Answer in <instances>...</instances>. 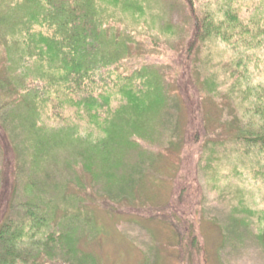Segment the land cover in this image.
I'll list each match as a JSON object with an SVG mask.
<instances>
[{"label":"trees","instance_id":"trees-1","mask_svg":"<svg viewBox=\"0 0 264 264\" xmlns=\"http://www.w3.org/2000/svg\"><path fill=\"white\" fill-rule=\"evenodd\" d=\"M178 1L186 5L188 15L184 27L174 29L186 39L177 50L179 70L171 84L175 86L172 92L177 93H171V89L163 90V80L156 70L146 79L140 77L139 85L118 69H122L131 48L140 49L130 44L144 24L145 8L153 3L151 0H0V110L6 109L0 121V264H87L77 238L63 233L62 221L69 220L72 225L68 230L77 235L82 208L76 203H96L102 194H108L102 198L110 202L128 199L143 179L154 174L141 156L142 149L147 150L143 143L153 145L146 129L150 117L140 116L129 137L122 130L116 132L113 122L103 123L104 114L118 98L126 99L124 108L138 109L135 113L144 115L154 108L169 110L172 101V109L177 107L180 96L184 107L196 116L203 97L208 95L204 94L203 82L197 85L190 81V72L193 62L201 65L202 54L211 44L235 50L255 46V59H264V0ZM126 12L138 15L137 21L143 19L136 30L125 22ZM246 15L248 19H244ZM119 23L123 24L121 28L117 27ZM139 51L142 53V49ZM210 55L205 56L211 59ZM256 95L251 106L255 111L254 143L242 147L246 153L255 149V165L264 173V86ZM145 97L150 104L142 107ZM127 112L125 124L133 119V113ZM81 114H85V123L91 121L97 128L88 131L84 126L86 137L81 136L80 122L67 121ZM8 116H23L21 120L25 121L18 144L13 143L12 131L7 130ZM73 141L92 144H70ZM67 145H76L78 165L73 168L72 162L70 176L62 175L68 179V197L64 198L59 195L63 187L57 176L59 165L67 167L61 163L60 154L72 148L67 150ZM210 145L214 149L210 148L205 157L204 174L213 160L211 154L217 152V160L223 144ZM192 157L198 166L200 156L194 151ZM197 173L189 182L181 183L183 193L189 192L191 185L195 187L193 184L199 189ZM206 176L217 182L210 170ZM20 182L28 188L40 186L43 199L51 195L53 209L46 208L45 200L34 203L21 197ZM75 191L79 192L78 199L73 197ZM60 197L64 201L61 206ZM59 210L63 212L58 217ZM49 219H55L54 231L42 234Z\"/></svg>","mask_w":264,"mask_h":264},{"label":"rangeland","instance_id":"rangeland-1","mask_svg":"<svg viewBox=\"0 0 264 264\" xmlns=\"http://www.w3.org/2000/svg\"><path fill=\"white\" fill-rule=\"evenodd\" d=\"M151 1L153 3L145 8L146 18L142 16L144 26L136 31L130 44L131 47L139 45L142 53L130 47V54L121 63L122 69H118L126 71L133 77L132 82L139 85L140 77L146 79L156 70L163 80V90L168 88L171 93H177L172 92L175 86L171 84L179 70L177 50L183 47L186 38H182L180 30L174 29L184 27L188 11L178 0ZM125 15V22L135 30L143 21L136 20L138 15L133 17L128 12ZM122 23L117 27L121 28ZM207 54H211V59L205 56ZM201 61L199 67L196 61L192 63L190 81L197 85L203 82L204 94L208 96L203 97L196 116L184 107L178 94L177 107L173 109L174 101L170 102L169 110L154 108L156 112L137 114L135 110L138 109L124 108L127 107L126 99L121 97L104 114V124L113 122L115 131L122 130L128 137L131 134L128 132L137 128L134 125L141 120L140 116L150 117L146 129L153 145L143 143L147 150L141 148V156L145 157L147 169L152 168L150 173L154 171V174L143 179L128 199L113 202L112 198L110 202L102 198L108 194H102L96 203H76L82 208L77 235L68 230L72 225L69 220L62 221L63 233L77 238V246L86 255L87 264H264V173L255 165V149L246 153L242 147V144L254 143L255 111L251 106L255 104L258 88L264 86V59H255V46L235 50L224 44H211ZM149 104L145 97L140 105ZM5 110H0V121ZM126 111L133 113V119L125 124ZM83 115L68 117L67 121L80 122L83 126L81 136L86 137L84 126L88 131L97 128L91 121L85 123ZM22 117L8 116V122L5 121L7 130L12 131L9 134L14 144H18V135L22 136L25 129ZM151 128L154 130H149ZM70 144L92 142L73 141ZM210 144L223 145L217 160L214 159L218 153L211 154L213 160L204 174L202 165L210 154L208 150L213 148ZM75 146L67 145V150L72 148L60 153L61 163L67 164L66 168L59 165L60 175L57 176L63 187L59 195L64 198L68 197V179L62 175L70 176L68 167L72 162L73 168L78 165ZM194 151L200 156L196 167L192 157ZM17 167L18 164L16 170ZM209 170L217 182L206 178ZM195 172H198L199 189L193 184L195 187L191 185V190L183 193L181 183L189 182ZM20 183L18 193L21 197L34 203L45 200L46 208L53 209L51 195L43 199L40 186L28 188ZM62 197L59 198L60 206L64 202ZM73 197L78 199L79 192L75 191ZM59 212L58 217L63 211ZM46 223L42 234L54 231L55 219ZM31 224L35 230L34 221Z\"/></svg>","mask_w":264,"mask_h":264}]
</instances>
